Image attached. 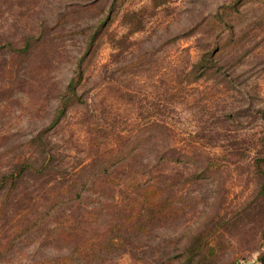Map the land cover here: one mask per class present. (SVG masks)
I'll return each mask as SVG.
<instances>
[{"label": "rangeland", "instance_id": "obj_1", "mask_svg": "<svg viewBox=\"0 0 264 264\" xmlns=\"http://www.w3.org/2000/svg\"><path fill=\"white\" fill-rule=\"evenodd\" d=\"M151 183L163 226L88 264H264V0H0V264Z\"/></svg>", "mask_w": 264, "mask_h": 264}, {"label": "trees", "instance_id": "obj_2", "mask_svg": "<svg viewBox=\"0 0 264 264\" xmlns=\"http://www.w3.org/2000/svg\"><path fill=\"white\" fill-rule=\"evenodd\" d=\"M74 82L75 78L69 85ZM161 195L162 189L155 183L142 189L134 187L126 199L117 200V216L104 218L103 227L90 236L80 235L73 223L62 229L53 227L52 231L60 232L57 240L68 245L69 252L63 256L64 260L68 264L91 263L120 248L128 249L131 242L142 238L156 226H163V218L170 211V206Z\"/></svg>", "mask_w": 264, "mask_h": 264}]
</instances>
